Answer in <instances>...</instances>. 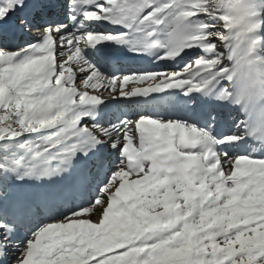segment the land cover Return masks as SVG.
<instances>
[{"label":"snow or ice","instance_id":"snow-or-ice-1","mask_svg":"<svg viewBox=\"0 0 264 264\" xmlns=\"http://www.w3.org/2000/svg\"><path fill=\"white\" fill-rule=\"evenodd\" d=\"M0 264H264V0H0Z\"/></svg>","mask_w":264,"mask_h":264}]
</instances>
